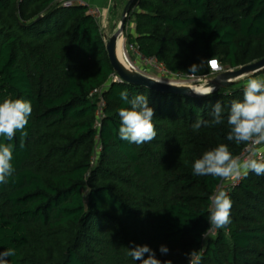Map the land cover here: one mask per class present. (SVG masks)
<instances>
[{
	"label": "trees",
	"instance_id": "obj_1",
	"mask_svg": "<svg viewBox=\"0 0 264 264\" xmlns=\"http://www.w3.org/2000/svg\"><path fill=\"white\" fill-rule=\"evenodd\" d=\"M127 26L126 45L173 73L190 75L206 61L195 76L208 77L217 58L232 69L264 58V0H136ZM115 75L88 7L0 0V102L32 105L23 147L19 131L13 141L0 136L14 145V174L0 184V252L16 251L8 264H140L127 255L135 245L162 264H189L193 250L201 264H264V175L225 189L231 224L205 240L209 197L222 181L193 174L206 151L226 144L239 156L247 147L227 139L230 105L243 100L245 84L195 97ZM123 90L148 98L153 141L119 138L118 110L130 107ZM217 101L223 123L194 131L196 120H213Z\"/></svg>",
	"mask_w": 264,
	"mask_h": 264
},
{
	"label": "clouds",
	"instance_id": "obj_2",
	"mask_svg": "<svg viewBox=\"0 0 264 264\" xmlns=\"http://www.w3.org/2000/svg\"><path fill=\"white\" fill-rule=\"evenodd\" d=\"M206 61L190 66L188 73L195 75L204 67ZM218 63V62H216ZM199 95H211L212 86L197 87L192 89ZM120 98L129 108L122 107L118 110L120 126L118 135L121 140L143 145L153 141L157 131L153 124L154 109L149 106L148 98L143 94L129 98L127 90L120 92ZM222 106L219 101L213 105V120L211 122L196 120L192 124L194 131L201 126L219 125L223 123ZM32 113L30 101L11 97L0 102V136L8 141L15 139L16 133L21 134V147L24 146V138L28 133L25 127ZM227 123L230 131L227 135L229 141L236 144H245L247 152L243 156H234L228 145L220 144L212 150L206 151L202 158L195 160L193 174L196 176H213L221 181H238L246 178L250 172L256 175H264V78H247L244 88L243 100H233L227 115ZM14 145L12 143H0V184L8 182V178L14 174L12 164ZM208 221L210 227L203 234L206 240L210 229L219 230L231 224L232 200L224 187H219L209 197ZM127 255L140 264H162L156 258L155 252L148 245H135L128 248ZM159 251L167 254L169 249L161 245ZM16 254L15 249L8 248L0 252V264H8V257ZM147 254V256H145ZM189 264H201V256L193 250L189 254ZM163 264H172L164 261Z\"/></svg>",
	"mask_w": 264,
	"mask_h": 264
},
{
	"label": "water",
	"instance_id": "obj_3",
	"mask_svg": "<svg viewBox=\"0 0 264 264\" xmlns=\"http://www.w3.org/2000/svg\"><path fill=\"white\" fill-rule=\"evenodd\" d=\"M135 2L136 0H126L116 31L110 37L105 35L108 55L116 74L126 83L147 87L152 90L175 93L185 96H203L196 94L192 90V86L169 83L141 74L140 72H137L131 67L127 66L125 62L121 60L118 55V43L120 39H123L128 17ZM263 69L264 58L241 66L237 69H230L221 72L215 78L209 80L205 86H212L214 91H217L223 87L231 86L236 83L237 80L256 74Z\"/></svg>",
	"mask_w": 264,
	"mask_h": 264
},
{
	"label": "built area",
	"instance_id": "obj_4",
	"mask_svg": "<svg viewBox=\"0 0 264 264\" xmlns=\"http://www.w3.org/2000/svg\"><path fill=\"white\" fill-rule=\"evenodd\" d=\"M62 6L64 7H73L76 5H81V6H86L88 7V13L91 14L92 16H94L96 18V20L100 21L101 19V9L98 7H91L88 2L86 0H57ZM124 40V37H123ZM126 40V39H125ZM129 48H127V45L125 43V48L124 49V53H123V61L125 62V64L129 67H131L132 69H134L137 72H140L141 74L150 76L151 71L155 70L158 71L159 73H161L164 77H166V80H161V81H165V82H169V83H174V84H179V85H183L185 82H201V81H205L207 79V76H193V75H185L182 73H173L171 71H169L165 65L160 62L156 57L151 56H145L144 54H142L139 49L133 45H129ZM129 49L133 52L134 56L139 60V64L134 63L133 60L130 58V56L128 55ZM155 78V77H153ZM114 79L116 81H120L122 82L123 80L116 74L114 76ZM158 79V78H155ZM160 80V79H158ZM169 80H178V82H172ZM101 92L100 89H96L95 91H93L92 94H99ZM101 104L104 105V101L101 100ZM247 152V147L243 150V152L239 155V156H243L245 155ZM241 180V179H240ZM240 180L238 181H222V183L220 184L219 187H224V189H228L231 186L237 185ZM217 233V230L214 229H210L208 232V235L210 236H215Z\"/></svg>",
	"mask_w": 264,
	"mask_h": 264
},
{
	"label": "rangeland",
	"instance_id": "obj_5",
	"mask_svg": "<svg viewBox=\"0 0 264 264\" xmlns=\"http://www.w3.org/2000/svg\"><path fill=\"white\" fill-rule=\"evenodd\" d=\"M124 6H125V5H123V8H124ZM120 8H121V13L118 14L117 19H120L121 14H122V11H123V8L121 7V5H120ZM130 22H131V20H130ZM110 23H111V21H110ZM104 27H105V26L102 27V30H105ZM117 27H118V26H117ZM112 28H113V26L110 25V27H109L108 30H107L108 33H106V32L103 31V32H104V35H106L107 37L112 36V34L116 31V30H113ZM116 29H117V28H116ZM123 37H124V44H123V45H124V49H126V48H125V43H126V40H125V39H126V37H125V35H124ZM127 48H129V47L127 46ZM128 55L130 56V58L133 60L134 63H137V64L140 65L139 60L134 56L133 52H132L130 49H129ZM213 61L218 62V63H217L218 67L214 69V68H212L211 63H210L211 74L207 77V79H206L205 81H201V82H185L183 85L193 86L194 88H197V87H205L206 83H207L209 80H212L213 78H215L219 73L224 72V71H226V70H230V69H232V68H230V67L226 64V62L221 61V60L218 59V58L215 59V60H213ZM150 75H151L152 77L158 78V79H160V80H166V79H167V78L164 77L161 73H159L158 71H155V70L151 71ZM247 78H264V69H263L262 71L256 73V74H254V75H250V76L243 77V78L237 80L236 83H237L238 85H244V84L246 85V83H247ZM169 81H172V82H178V80H169ZM178 83H180V82H178ZM181 85H182V84H181ZM208 236H210V235H208Z\"/></svg>",
	"mask_w": 264,
	"mask_h": 264
},
{
	"label": "crops",
	"instance_id": "obj_6",
	"mask_svg": "<svg viewBox=\"0 0 264 264\" xmlns=\"http://www.w3.org/2000/svg\"><path fill=\"white\" fill-rule=\"evenodd\" d=\"M91 7H98L101 9V19L99 21V25L102 29L103 26L105 30H102L108 33V28L110 25L113 26V30H116L120 19H117L118 14L121 13V7L125 5L126 0H86ZM111 21V23H110ZM128 32L134 31V22L131 21L127 26Z\"/></svg>",
	"mask_w": 264,
	"mask_h": 264
},
{
	"label": "bare ground",
	"instance_id": "obj_7",
	"mask_svg": "<svg viewBox=\"0 0 264 264\" xmlns=\"http://www.w3.org/2000/svg\"><path fill=\"white\" fill-rule=\"evenodd\" d=\"M123 44H124V40L120 39L119 43H118V55L121 58V60H123V53H124V45ZM193 89H194V87H193Z\"/></svg>",
	"mask_w": 264,
	"mask_h": 264
},
{
	"label": "snow or ice",
	"instance_id": "obj_8",
	"mask_svg": "<svg viewBox=\"0 0 264 264\" xmlns=\"http://www.w3.org/2000/svg\"><path fill=\"white\" fill-rule=\"evenodd\" d=\"M211 63V66H212V68H217L218 67V65H217V63H216V61H211L210 62Z\"/></svg>",
	"mask_w": 264,
	"mask_h": 264
}]
</instances>
